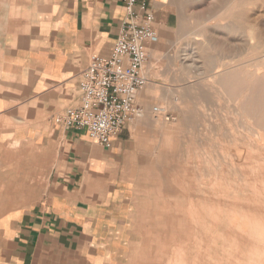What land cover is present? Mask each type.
<instances>
[{
  "label": "crops",
  "instance_id": "crops-1",
  "mask_svg": "<svg viewBox=\"0 0 264 264\" xmlns=\"http://www.w3.org/2000/svg\"><path fill=\"white\" fill-rule=\"evenodd\" d=\"M25 1L32 3L31 15L0 20V145L20 147L15 155L28 166L13 175L23 178L31 197L0 217V264H122L130 252H147L135 198L136 178L145 175V146L158 132L149 116L152 92L146 88L138 99L147 116L127 125L111 149L54 119L80 105L79 82L91 57L107 58L114 50L126 18L124 0ZM177 6L176 0H154L159 36L171 27ZM229 171L222 170L215 192L214 224L205 219L210 229L200 228L214 241L212 252H224L233 240L234 252L251 244L262 248L264 216L252 222L249 188L230 184ZM38 177L44 183L35 187L32 178ZM200 203L209 202L202 195ZM185 224L191 234L190 217ZM250 224L261 228L251 235Z\"/></svg>",
  "mask_w": 264,
  "mask_h": 264
},
{
  "label": "rangeland",
  "instance_id": "rangeland-1",
  "mask_svg": "<svg viewBox=\"0 0 264 264\" xmlns=\"http://www.w3.org/2000/svg\"><path fill=\"white\" fill-rule=\"evenodd\" d=\"M176 1L178 6L174 7L175 15L171 27L160 32L159 41L156 44L150 46L149 60L146 64L147 68L145 67V71L147 70L146 74L148 73L147 77L149 76L147 90L150 89L152 92L150 108H154L156 106L162 107L166 109V111L173 114L176 117V121L164 122L161 119L155 120L152 115L148 114L152 118L153 123L157 126L156 129L158 132H160V134L158 135V132H155L154 135L152 134V140L150 137L148 138L149 140L145 146L147 148L144 166L145 175L143 177L136 178L137 183L135 198L137 204L140 206V221H142L143 225H145L144 231L149 237V239L144 242L143 247V249H147V252H130L129 256L122 264H184L192 257L198 256V254L200 255V247L204 248V250H209L211 245H214V241L210 245L211 240L208 241L206 239V234L204 233L203 235L202 229L199 226H196L198 228L197 229L195 226H193V224L192 233H187V225L185 224L186 217L192 216L191 218L193 219L196 211L199 208L200 198L203 195L201 190L204 188L203 186L206 185L211 187L213 184L212 178L208 179L207 176L210 174V172L217 173V171L214 172L213 169L218 170L221 167L223 168L222 170L226 171L228 168L232 171V173L229 171L231 174L229 173V175H227L229 179L228 181L230 184L236 185V188H239L243 184V178H245V180L247 177L251 178L250 174H242L243 168H246V171L249 170L248 172L251 173L250 169H253V166L255 167L256 163L252 162L254 165L251 163L249 165L250 167L245 166L243 163V156L240 157L239 161H232V151H234L236 148H239L241 149L239 152L245 153V151L241 148H244L245 146H241V144H243L242 141H237V144H231L230 141L231 138L234 139V137L237 136L253 135L254 129H251L250 131L248 126L252 125V127H255V125L261 124L258 115L259 112L255 111V116H258L254 117L253 115V118L250 117V119L245 115L246 112H244L242 108L238 107L240 97L237 96V90L235 86L230 85L226 91L223 89L218 90L217 88L221 87L219 82L221 80V76L224 74V71L216 75L213 74L216 72H214L212 68L214 66L224 65H227L229 68V65H232L233 67L231 66V69L234 71L233 75H236L240 78L242 77V73L247 69L252 70L253 67H257L260 74L259 76L264 81V46L262 49L263 51L259 53L258 56L249 55L246 53V51L242 52L245 47L251 46L250 43L252 41L244 36L241 29H234L230 27L225 28L224 25L218 24L212 25V21H207V19L211 16L221 14L225 11L226 7H224V4H222L221 1L207 0L205 3L201 2L200 6L198 4L199 2H197L198 0ZM238 2L241 3V0H238ZM26 4H30V7H26ZM194 5H196L197 11L193 15L188 12V8ZM251 7L253 8V12L250 13L246 22L257 25V27L259 29L261 28V30L264 32V0H253ZM242 8V6L239 7L238 5L235 10L241 11ZM0 13L1 21L4 20L13 22L15 20L17 22L18 20L23 19L24 16L31 15L33 13L32 3L25 0H0ZM195 19H199L200 21L205 20L204 22H206V27L210 28V31L216 35L218 40L215 44H212V49L206 46L203 48L204 51L198 54V56L201 58H197V67L200 69L206 67V75L189 79L188 76L183 75V72L180 68L183 61L185 62L190 60L185 59V57H187L186 52L181 53L180 51L184 50L182 44L185 42L184 39H186V30L187 28L193 27L194 22H196ZM225 40L227 42H231L230 44L233 45V47H228L225 43ZM155 51L156 57L153 59V56L151 55H153ZM179 56H181V58H178ZM241 68L243 70H241ZM221 69L224 70V68ZM154 87L157 89L155 90ZM159 89L162 91H159ZM200 92L206 94L207 102L201 103L198 106L195 104L199 100ZM176 99L180 100V102H173ZM184 100L186 102L187 100H190L191 102L189 101V105L195 103L193 108L199 114L201 119L199 126L194 131V134L196 135L195 141L192 140L191 134L193 132L189 130V128L183 126L181 123L183 117L182 114L184 110L188 108V105ZM174 103L179 104L176 106ZM145 116H147V112H145ZM243 121L246 122V124ZM234 124H236L237 127H234ZM204 125L206 126L204 127ZM218 130L224 132V134L229 136V138L224 139L216 134L218 133ZM215 131L217 132L214 133ZM19 148L20 147L16 144L0 145V217L15 211L14 205L21 204L31 197V193H25L24 186L21 185L23 178L15 177L13 175L14 169H22L25 165L28 166V163L23 162L22 155H15L19 151ZM202 151L205 153L203 154ZM199 154H202L203 156ZM208 154L210 155L208 156ZM211 157H213L215 162L220 161L216 162L217 164L220 163L218 164L220 167H212L213 159ZM215 157H219V159H215ZM200 161L202 163H200ZM203 161L205 162L203 163ZM232 162L233 164H231ZM257 164L258 163H256V165ZM231 165L234 166L231 167ZM191 166H193V169ZM194 167H197L196 175H194ZM238 168H241V170ZM233 169L236 171V173L233 171ZM197 171L200 176L197 174ZM218 171H221V169ZM169 174H173V176ZM168 175L172 178L174 177V180H172V178H170ZM230 175H232V177ZM232 178L233 180H231ZM175 179L178 182H175ZM16 180H20V182L15 183ZM239 180L241 182H239ZM43 183L44 178H32V184L35 187ZM184 187L186 188L184 189ZM232 191V189L229 191V194L233 193L230 194L231 196L235 194V192ZM213 193L211 195V200L213 203L212 205L215 206L217 194L215 191ZM189 204L194 206L191 207ZM195 204H197L198 207L195 206ZM189 207H191L193 211L192 209L189 211ZM227 209L228 208H225V210ZM233 216L236 215L234 214ZM196 230H198L197 233ZM199 241L201 244H198ZM178 246H182V248L184 246V253L181 250L182 248L180 249ZM195 246L197 249L194 248ZM174 247L179 249L176 250ZM152 248L156 249L155 252H151ZM173 249H175V251H173L172 254L171 250ZM184 249H186V251ZM183 255L186 256L184 257ZM179 256L181 257V260L179 259ZM170 260L174 261L171 263Z\"/></svg>",
  "mask_w": 264,
  "mask_h": 264
},
{
  "label": "bare ground",
  "instance_id": "bare-ground-1",
  "mask_svg": "<svg viewBox=\"0 0 264 264\" xmlns=\"http://www.w3.org/2000/svg\"><path fill=\"white\" fill-rule=\"evenodd\" d=\"M210 1V0H209ZM217 1H221L222 4H224V7H226L225 11L221 14H216V15H213L211 16L210 18L207 19V21H212V25L215 24V25H224L225 28H239L241 29V31L243 32L244 36L248 39H250L252 42L250 43V47H245L244 50L242 52H245L249 55H252V56H258L259 53H261L263 50V46H264V32L261 30V28L259 29L257 27V25L255 24H251V23H247V18L249 17L250 13L253 12V8L251 7L252 5V2L253 0H241V3L238 2V0H217ZM197 2H199V6L201 5V2L202 3H205L207 2V0H198ZM239 5L242 6V10L239 11V10H235V8H237ZM206 6V5H205ZM201 9V8H200ZM197 11V7L196 5L194 6H190L188 8V12L190 14H195ZM257 13V12H256ZM259 15V14H258ZM254 16V15H253ZM251 19V18H250ZM255 20V19H254ZM196 22H194V25L193 27H190V28H187L186 30V33H185V36H186V39L185 42L182 44V47L184 48V50L180 51L181 53L182 52H186L187 54V57H185L186 60H190V61H183L182 64H181V70L183 72V75L185 76H188L189 79H194L196 77H199V76H204L206 75V70L205 68L206 67H203V69L197 67V58H201L200 56H198L199 53L203 52L204 51V47L208 46L210 47L211 49L213 48L212 44H215L218 40V38L216 37V35H214L211 31H210V28L206 27V22L204 21H200L199 19H195ZM252 21V20H251ZM256 21V20H255ZM253 22V21H252ZM262 22V21H260ZM254 23V22H253ZM261 27V26H260ZM264 29V28H263ZM239 36V35H238ZM227 38V37H226ZM228 40V39H227ZM233 40V39H232ZM234 41V40H233ZM235 42V41H234ZM225 43L228 47H233V45H231L230 43L231 42H227L225 40ZM162 45V44H161ZM156 50V49H155ZM159 50V49H158ZM190 51V52H189ZM230 52V51H229ZM189 53V55H188ZM232 53V52H230ZM156 54V51L154 52L152 58L154 59V57ZM234 55H236L235 53H233ZM236 57V56H235ZM178 58H181V56H179ZM158 60V59H156ZM263 60V59H262ZM261 62V61H260ZM250 65V64H249ZM248 65V66H249ZM232 65H229V68L227 65H224V66H214L212 68V70L216 73H213V74H218V73H222L224 71V74L221 76V80L219 82L220 86L221 87H218L217 89L218 90H227L229 88L230 85L232 86H235L236 90H237V96L240 97L239 99V102H238V107L242 108L244 112H246V116L250 119V117L253 118V115L254 117L258 116L259 115V118H260V122L261 124L260 125H255V127H252V125H249V129L251 131V129H254L253 131V135H248V136H237V137H234L231 138V144H237V141H242L243 144H241V146H245L244 148L241 147L245 153H242V152H239V148H236L234 151H232V161H238V158H240L241 156H243L244 158V165L247 166L248 164L252 162H256L258 163L256 165L255 163V167L253 166V169H250L251 170V173L246 171V168H243V175H247V174H250L251 177L253 178V180L249 177L246 178H243V184L245 183L246 186H248V191L250 192V194H248L250 196V200H252L251 202L254 203L253 205V210H252V213H253V221H258V219L261 217V216H264V81L260 78V74H259V70L257 67H253V69H247L245 72L242 73V77H238V76H234L233 75V70L231 69ZM264 66V65H263ZM251 67V66H250ZM147 68V67H146ZM221 68H224L221 69ZM178 69V68H177ZM200 69V70H199ZM262 69V68H261ZM264 69V68H263ZM205 70V71H204ZM241 70H243L241 68ZM147 71V70H146ZM264 72V71H263ZM148 75V73H147ZM149 77V76H148ZM213 77V76H212ZM242 79V80H240ZM207 85V84H206ZM152 86V85H151ZM153 87V86H152ZM155 88V87H154ZM157 88H155L156 90ZM161 89H159L160 91ZM163 90V88H162ZM161 90V91H162ZM164 91V90H163ZM170 91V90H169ZM158 92V91H157ZM177 92V91H176ZM165 93V92H164ZM158 94V93H157ZM167 97V96H166ZM206 94L200 92L199 94V100L198 102L195 103H192L191 105L190 104V100H187V102L185 101V103H187V109L184 110L183 112V117H182V120H181V123L183 124V126L189 128V130H191L192 132V140L195 141L196 140V135L194 134V131L197 129V127L199 126V122H200V117H199V114L195 111V109L193 108V106L195 105H198L201 104V103H204V102H207L206 100ZM215 97V96H214ZM160 98V97H159ZM175 98V97H173ZM177 98V97H176ZM183 101V102H184ZM190 101V102H189ZM173 102H180V100L176 99L175 101ZM166 103V102H165ZM218 103V102H217ZM176 104V103H174ZM179 104V103H177ZM176 104V106H177ZM195 104V105H194ZM192 106V107H191ZM201 109V107H200ZM205 109V108H204ZM202 110V109H201ZM215 110V109H214ZM255 111H258V115L255 116L254 112ZM206 112V110H205ZM225 112V111H224ZM227 112V111H226ZM227 114V113H226ZM224 116V115H223ZM228 116V115H226ZM230 117V116H229ZM233 118V117H232ZM237 118V117H236ZM226 119V118H224ZM222 119V120H224ZM234 120V118H233ZM245 120V119H244ZM248 120V119H247ZM216 121V120H215ZM226 121V120H224ZM235 121V120H234ZM244 122V121H243ZM228 123V122H227ZM246 124V122H244ZM249 123V122H248ZM251 123V122H250ZM217 124H218V121H217ZM229 125V123H228ZM235 126L234 127H237L236 124H234ZM206 125H204L205 127ZM225 126V125H224ZM231 126V125H230ZM209 127V126H208ZM221 127V126H220ZM237 129V128H236ZM235 129V130H236ZM227 130V129H226ZM206 131V130H205ZM229 131V130H228ZM237 131V130H236ZM242 131V130H241ZM217 131H215L214 133H216ZM248 132V131H247ZM251 133V132H250ZM218 134L219 136H221L222 138L224 139H228L229 136H226L224 134V132H222L221 130H218ZM233 135V134H232ZM232 137V136H231ZM218 141V140H217ZM185 142V141H184ZM219 142V141H218ZM229 142V141H228ZM239 143V142H238ZM224 145V144H223ZM226 145V144H225ZM231 146V145H230ZM239 146V145H238ZM11 147H14V146H11ZM171 148V147H170ZM185 149V148H184ZM214 149V148H213ZM209 150V149H208ZM211 150V149H210ZM185 151V150H184ZM196 151V150H195ZM204 151V150H203ZM202 151V152H203ZM228 151V150H226ZM187 152H188V149H187ZM186 152V153H187ZM190 152V151H189ZM205 152H203L204 154ZM212 153V152H211ZM215 153V152H214ZM213 154V153H212ZM230 154V155H231ZM195 155V154H194ZM201 156H203L202 154H199ZM210 154H208L209 156ZM218 155V154H216ZM188 156V154H187ZM220 156V155H219ZM222 156V155H221ZM229 156V155H228ZM227 156V157H228ZM191 157V156H190ZM207 158V157H205ZM204 158V159H205ZM213 159V157H211ZM203 159V160H204ZM210 159V158H209ZM215 159H219V157H215ZM229 159V158H228ZM187 160V159H186ZM189 160V159H188ZM197 160V159H196ZM221 160V159H220ZM169 161V160H168ZM167 161V162H168ZM183 161V160H182ZM206 161V160H205ZM203 161V163L205 162ZM185 162V161H184ZM190 162V161H189ZM194 162V161H193ZM212 162V160H211ZM214 159H213V166L212 167H220V163H216V162H220V161H216L215 164H214ZM226 162V161H225ZM186 163V162H185ZM184 163V164H185ZM200 163H202L200 161ZM207 163V162H206ZM187 164H188V161H187ZM199 164V163H198ZM217 164V165H216ZM233 164V162L231 163ZM253 164V163H252ZM208 165V164H207ZM206 165V166H207ZM230 165V164H229ZM239 165V164H238ZM241 165V164H240ZM254 165V164H253ZM185 166V165H184ZM187 166V165H186ZM190 166V165H189ZM196 166V165H195ZM205 166V165H203ZM222 166V164H221ZM234 166V165H231V167ZM193 166H191L192 168ZM198 167V166H197ZM196 167V168H197ZM237 167V166H236ZM243 167V166H242ZM250 167V166H249ZM252 167V166H251ZM186 168H189V167H186ZM190 168V169H191ZM195 168V167H194ZM196 168L193 170V173L194 175H196ZM200 168V167H198ZM193 169V168H192ZM206 169V168H204ZM203 169V170H204ZM219 173H216L215 171L217 170H214L213 171L215 173H211L207 176L208 179L212 178L213 180V184L211 185V187H208L206 185H202L203 189L202 192H203V196H204V200L207 201L208 200V204L207 205H203V207H199L198 210L196 211V214L194 215V212H193V215H194V218L192 219L190 217V219L192 220V224L193 226H199L201 227L202 225L201 224H206L205 226H207V223H203V222H206L205 219L209 220V222L213 223L214 224V218H215V215L217 214V211H216V207L213 206V205H210L211 203V195L212 193L218 189V187L220 186L221 187V184H222V176L224 175V172H222V168L220 167L218 170H220ZM241 170V168H238ZM186 170V169H185ZM201 170V169H199ZM198 170V171H199ZM210 170V168H209ZM230 169H226V171H228ZM192 171V170H191ZM197 171V174L199 175ZM233 171H235L233 169ZM187 172V171H186ZM201 172V171H200ZM209 172V171H208ZM230 172L232 173V171L230 170ZM228 172V173H230ZM242 172V171H241ZM240 172V173H241ZM247 172V173H246ZM171 173V172H170ZM174 173V171H173ZM206 173V172H205ZM226 173V172H225ZM230 173V174H231ZM236 173V171H235ZM234 173V175H235ZM176 174V173H175ZM191 174V173H190ZM192 174V175H193ZM203 174V173H202ZM238 174V173H237ZM236 174V175H237ZM169 175H172L173 174H169ZM168 175V176H169ZM178 175V174H177ZM229 175V174H228ZM176 176V175H175ZM200 176V175H199ZM198 176V177H199ZM232 177V175H230ZM170 177V176H169ZM180 177V176H179ZM193 177V176H191ZM172 178V177H170ZM174 178V177H173ZM172 178V180H174ZM178 178V177H177ZM181 178V177H180ZM196 178V177H195ZM194 178V179H195ZM242 178V177H240ZM199 179V178H198ZM201 179V178H200ZM184 180V179H183ZM197 180V178H196ZM233 180V178L231 179ZM241 180V179H240ZM239 180V182H241ZM177 180L175 179V182ZM199 181V180H198ZM211 181V180H210ZM234 181H235V178H234ZM236 181H237V178H236ZM178 182V181H177ZM196 182V181H194ZM199 183V182H198ZM225 183V182H224ZM187 184V183H186ZM196 184V183H195ZM238 184V183H237ZM240 184V183H239ZM244 185V186H245ZM186 187H184L185 189ZM226 188H227V185H226ZM183 189V190H184ZM233 189V188H232ZM236 189V188H235ZM228 190V189H227ZM230 190V189H229ZM228 190V191H229ZM242 192V191H241ZM244 192V191H243ZM195 193V192H194ZM225 193V192H224ZM223 193V194H224ZM237 193V192H236ZM235 193V194H236ZM196 194V193H195ZM194 194V195H195ZM230 194H233V193H230ZM239 194V193H238ZM236 194V195H238ZM214 195V193H213ZM240 195V194H239ZM238 195V196H239ZM215 196V195H214ZM225 196V195H224ZM229 196V195H228ZM233 196V195H232ZM241 196V195H240ZM218 197V196H217ZM231 197V196H230ZM230 197L228 199H230ZM213 198V197H212ZM227 198V197H226ZM237 198V197H235ZM242 198V197H241ZM232 199V198H231ZM234 199V198H233ZM232 199V200H233ZM246 199V198H245ZM249 200V201H250ZM192 201V200H191ZM231 201V200H230ZM198 202V201H197ZM214 202V201H213ZM189 203V202H188ZM199 203V202H198ZM197 203V204H198ZM227 203V202H226ZM195 204V206L198 207V205ZM201 204V203H200ZM213 204V203H212ZM236 204V203H235ZM190 205V204H189ZM188 205V206H189ZM231 205V204H230ZM240 206V204H238ZM237 205V206H238ZM243 205V204H242ZM252 205V204H251ZM191 207H193L194 205H190ZM190 207L189 211L192 209ZM242 207L241 206V210H242ZM252 207V206H251ZM220 208V207H219ZM196 209V208H195ZM223 209V208H222ZM230 209V208H229ZM252 209V208H251ZM228 210V209H227ZM226 210V211H227ZM240 209L238 211H241ZM188 211V212H189ZM193 211V209H192ZM232 213H233V210H231ZM229 211V212H231ZM235 211V210H234ZM244 213V211H243ZM236 214V213H235ZM218 215V214H217ZM225 216V215H224ZM240 216V215H239ZM222 217V216H221ZM231 217V216H230ZM250 217V216H249ZM246 218V216H245ZM264 220V219H263ZM216 221V220H215ZM221 221V220H220ZM242 221V220H241ZM260 221V220H259ZM217 222V221H216ZM215 222V223H216ZM250 222V221H249ZM256 223V222H254ZM258 223V222H257ZM230 224V223H229ZM216 225V224H215ZM218 225V224H217ZM251 225V224H250ZM259 227L261 228V224H258ZM258 225H255L253 224V226L251 225V235L254 234L258 229H256V227H258ZM264 225V224H263ZM194 227V228H195ZM210 227L207 226V229L209 230ZM225 227V226H224ZM250 227V226H248ZM197 228V227H196ZM215 228V227H214ZM253 228L255 229V232L253 233ZM198 229V228H197ZM240 229V228H239ZM238 229V230H239ZM193 230V227L191 226V232ZM203 230V229H202ZM262 230V229H260ZM195 231V229H194ZM198 230H196V233H197ZM223 231V230H222ZM264 231V230H263ZM203 232V231H202ZM226 232V231H225ZM241 232V231H240ZM221 233H224V232H221ZM249 233V232H248ZM260 233H263V232H260ZM259 234L260 235H263V234ZM203 235H204V232H203ZM220 236V235H219ZM222 236V234H221ZM194 237V236H193ZM232 237H233V234H232ZM257 237V235H256ZM261 237V236H260ZM201 238V237H199ZM229 238V237H228ZM258 238V237H257ZM263 238H264V235H263ZM193 239V238H192ZM197 239V238H196ZM202 239V238H201ZM200 239V240H201ZM209 239V238H208ZM238 239V238H236ZM174 240V239H173ZM195 240V239H194ZM199 240V239H198ZM205 240V239H204ZM259 240V239H258ZM261 240V239H260ZM264 241V239H263ZM263 241H261L263 243ZM197 242V241H196ZM212 240L210 242V245L212 244ZM234 242V240H233ZM233 242L230 241V242H225L224 243V252H214L215 249H216V246L214 247V245H212V247H210L211 249L207 250L202 247H200V255L198 254V256H195V257H192L188 262H185L184 264H264V246H262L263 250L260 251V247H257V246H253V244L249 245L248 248H250L249 250H246L245 252H234L233 251ZM187 243V242H185ZM192 243V242H191ZM194 243V242H193ZM200 243V241L198 242V244ZM203 243V242H202ZM260 243V241H259ZM176 244V243H174ZM190 244V243H189ZM201 244V243H200ZM192 245H195V244H192ZM197 245V244H196ZM236 245H237V242H236ZM264 245V244H263ZM191 246V245H190ZM180 249L182 248V246H178ZM175 248V247H174ZM177 248V247H176ZM175 248V249H176ZM178 248V249H179ZM184 248V246H183ZM183 248L181 249L182 252L184 253L183 251ZM196 248V246L194 247ZM175 249L171 250L172 251V254H173V251H175ZM176 249V250H178ZM197 249V248H196ZM199 249V248H198ZM214 250L213 252L211 250ZM222 249V248H221ZM235 249V248H234ZM180 250V251H181ZM186 251V249H184ZM207 250V251H206ZM237 250V248L235 249ZM190 251V250H189ZM211 251V252H210ZM177 252V251H176ZM179 252V251H178ZM202 252V253H201ZM204 252V253H203ZM206 252V253H205ZM182 254V253H181ZM179 254V255H181ZM184 256V255H183ZM186 256V255H185ZM184 256V257H185ZM171 257V256H170ZM173 257V255H172ZM180 257V256H179ZM175 258V256H174ZM173 258V259H174ZM176 259V258H175ZM181 260V257L179 258ZM171 263L174 261L170 260ZM176 261V260H175ZM183 261V260H182ZM169 262V261H168ZM179 263V261H178ZM174 264V263H173ZM176 264V263H175Z\"/></svg>",
  "mask_w": 264,
  "mask_h": 264
},
{
  "label": "built area",
  "instance_id": "built-area-1",
  "mask_svg": "<svg viewBox=\"0 0 264 264\" xmlns=\"http://www.w3.org/2000/svg\"><path fill=\"white\" fill-rule=\"evenodd\" d=\"M154 0H124L126 18L109 57L92 56L79 82L81 101L55 117V123L78 131L106 149L124 128L143 118L139 95L149 79L145 67L149 48L159 41L152 11ZM155 120L174 122L176 117L166 109L152 108Z\"/></svg>",
  "mask_w": 264,
  "mask_h": 264
}]
</instances>
